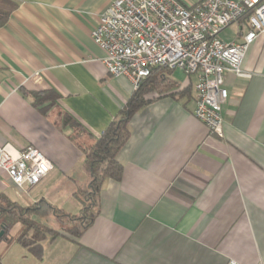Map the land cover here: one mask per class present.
<instances>
[{
	"label": "crops",
	"instance_id": "crops-1",
	"mask_svg": "<svg viewBox=\"0 0 264 264\" xmlns=\"http://www.w3.org/2000/svg\"><path fill=\"white\" fill-rule=\"evenodd\" d=\"M107 6L20 0L0 27V145L34 146L52 164L39 184L22 190L0 170V194L22 208L45 200L80 215L78 194L90 182L84 149L133 93L127 78L106 71L91 39ZM233 25L234 36L224 42H239L247 27L244 19ZM242 67L250 78L225 76L221 137L193 116L196 78L181 84L169 74H184L167 70L173 87L130 119L129 138L116 155L121 178L102 183L90 225L77 238L47 237L38 255L2 240L1 263L264 264V35ZM47 91L55 101L35 107L34 94ZM20 231L16 224L6 237Z\"/></svg>",
	"mask_w": 264,
	"mask_h": 264
},
{
	"label": "built area",
	"instance_id": "built-area-1",
	"mask_svg": "<svg viewBox=\"0 0 264 264\" xmlns=\"http://www.w3.org/2000/svg\"><path fill=\"white\" fill-rule=\"evenodd\" d=\"M91 39L104 53L103 64L113 77L127 78L136 91L153 68L181 71L196 78L193 116L210 135L222 136V106L228 92L225 76L250 78L242 63L249 47L264 35V0H106ZM244 19L239 42L219 35ZM0 170L18 190L39 184L51 162L34 146L15 150L0 145ZM228 264H237L229 262Z\"/></svg>",
	"mask_w": 264,
	"mask_h": 264
},
{
	"label": "trees",
	"instance_id": "trees-1",
	"mask_svg": "<svg viewBox=\"0 0 264 264\" xmlns=\"http://www.w3.org/2000/svg\"><path fill=\"white\" fill-rule=\"evenodd\" d=\"M20 0H0V27L3 26L12 12L17 8ZM165 69L153 68L150 75L142 82L140 87L133 91L125 106L118 112L113 120L103 130L95 142L84 149L85 169L90 176L89 190H82L79 194L84 203L80 215L71 216L62 213L51 206L45 200H40L33 205L22 208L9 201L3 194H0V227L4 228L2 240L16 242L23 247L32 250L37 255L40 243L47 237L51 239L63 232L71 237H79L82 231L90 225L98 212V193L102 183L106 179L119 181L122 175V167L116 160L119 150L125 145L129 138V121L132 116L143 106L154 99L165 96L168 89L172 88L171 80L165 76ZM188 89L175 90L174 94L185 95ZM168 94V93H167ZM55 97L50 92H39L34 94L33 105L35 107L43 104H52ZM78 125H76L77 127ZM79 127V126H78ZM52 216L59 222L67 225L59 230L43 225L34 220L33 217ZM19 224L21 231L12 239L7 238L10 229ZM0 264L1 258H0Z\"/></svg>",
	"mask_w": 264,
	"mask_h": 264
},
{
	"label": "rangeland",
	"instance_id": "rangeland-1",
	"mask_svg": "<svg viewBox=\"0 0 264 264\" xmlns=\"http://www.w3.org/2000/svg\"><path fill=\"white\" fill-rule=\"evenodd\" d=\"M235 28L236 27L233 25V26H230L227 30L225 29L226 31L225 30L222 31L221 34L219 35V38L222 39L223 41H231L232 37L234 36L233 33H234ZM169 76L181 84H183L185 81L188 80L187 77L180 74L179 72H172L171 74H169ZM193 78H192V80H193ZM81 188L83 190H89L90 185L86 183V184L82 185ZM78 196H79V201H80L82 199V197H80V194H78ZM19 198L20 197H18V201H20V199H22V198H20V199ZM79 203H80L79 208H80V211L82 212L85 205L82 201H80ZM38 221H40V223L43 225H46V226L53 228L54 230H59L62 227H64L65 225H67V221L64 223H61L57 219H54V222L48 221L44 218L38 219Z\"/></svg>",
	"mask_w": 264,
	"mask_h": 264
},
{
	"label": "water",
	"instance_id": "water-1",
	"mask_svg": "<svg viewBox=\"0 0 264 264\" xmlns=\"http://www.w3.org/2000/svg\"><path fill=\"white\" fill-rule=\"evenodd\" d=\"M4 228L1 226L0 227V240H1V238H2V236L4 235Z\"/></svg>",
	"mask_w": 264,
	"mask_h": 264
}]
</instances>
